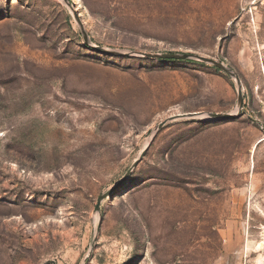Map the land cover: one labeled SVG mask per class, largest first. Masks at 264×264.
Returning a JSON list of instances; mask_svg holds the SVG:
<instances>
[{"label":"rangeland","instance_id":"374dc122","mask_svg":"<svg viewBox=\"0 0 264 264\" xmlns=\"http://www.w3.org/2000/svg\"><path fill=\"white\" fill-rule=\"evenodd\" d=\"M139 53L221 63L241 115L207 119L234 78ZM199 189L209 264H264V0H0V264H194Z\"/></svg>","mask_w":264,"mask_h":264},{"label":"water","instance_id":"95a60500","mask_svg":"<svg viewBox=\"0 0 264 264\" xmlns=\"http://www.w3.org/2000/svg\"><path fill=\"white\" fill-rule=\"evenodd\" d=\"M83 36H84V41L86 43L87 36L84 33H83ZM92 48L99 53H103V54H107V55L113 54V52H111L107 49H104L102 47L92 46ZM136 55H138L140 57H146V58L156 59V60H191V59H193V60H198V61L204 62L206 64H209V65L215 67L216 69L220 70L224 74L234 78L235 83H236V87H237V103H236V109L237 110H236L235 114H209L208 118L213 119L215 121H230V120L237 119L241 115L242 110H243V92H242V84L240 82V79L238 78L236 73H234L232 70L226 68L225 66H223L221 63L217 62L216 60L205 58L202 56H194V55H190V54L148 55L145 53H139ZM197 116H199V114L178 115L176 117H172L170 120L181 119V118H194ZM163 125H164V123L161 126H163ZM146 149H147V147L141 152L138 159L134 162L133 167H135L137 165V163L142 159ZM130 173H131L130 171L127 172L126 175L123 177V179L120 182H118L114 187H112L106 193H104L103 195H101L97 198L96 205L94 207V213L99 212L101 202L103 200L107 199L115 191H117L120 188V186L122 185V183L128 178ZM52 264H54V263L52 262Z\"/></svg>","mask_w":264,"mask_h":264},{"label":"bare ground","instance_id":"6f19581e","mask_svg":"<svg viewBox=\"0 0 264 264\" xmlns=\"http://www.w3.org/2000/svg\"><path fill=\"white\" fill-rule=\"evenodd\" d=\"M235 113L236 112H234L232 114H235ZM206 116L207 115H205V117ZM207 119H210V118H207ZM211 120H213V119H211ZM209 194H210V191L207 189H199L197 191V195H198L197 201L198 202L196 204V207H194V210H193V218H195L196 223L193 226V232H192V237H191L193 239L192 241L195 242V250H194L195 263L194 264H209V260H210V254L208 253V250H207V246H208V240L207 239H209V237L213 236L214 233H213V230L210 229L211 227H209L208 224H206L204 222V218H206V212L208 210L209 201H208L207 197H209L208 196ZM263 236H264V234H263ZM233 246H234V244H233ZM256 250H257L256 252L263 251L264 249L262 247V244H259L256 247Z\"/></svg>","mask_w":264,"mask_h":264}]
</instances>
